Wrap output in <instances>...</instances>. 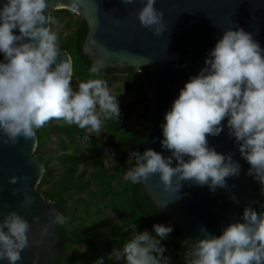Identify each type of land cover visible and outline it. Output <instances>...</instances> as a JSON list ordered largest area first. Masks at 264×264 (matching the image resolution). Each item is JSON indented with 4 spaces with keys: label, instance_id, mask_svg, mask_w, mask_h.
<instances>
[{
    "label": "clouds",
    "instance_id": "clouds-1",
    "mask_svg": "<svg viewBox=\"0 0 264 264\" xmlns=\"http://www.w3.org/2000/svg\"><path fill=\"white\" fill-rule=\"evenodd\" d=\"M154 3L144 0L136 16L142 26L159 35L162 13ZM47 9V0H0V143L5 145L36 137V130L53 119L86 129L90 136L100 134L106 121L120 117L117 96L111 94L105 80H82L73 89V66L68 58L58 60L59 38L50 27L53 20ZM89 43L96 41L90 38ZM104 68L105 63L98 59L89 72L99 77ZM160 128L161 147L171 155L163 156L152 148L131 151L135 164L125 172V181L140 184L155 173L169 192H178L182 181L207 185L212 191L225 187L226 178L238 176L241 166L231 154L210 146L207 137L218 136L227 128L240 156L250 165L247 175L260 184L264 194V48L251 33L239 26L222 31L204 65L179 89ZM7 179L16 184L26 178L13 174ZM22 195L21 203L31 205L33 197L26 191ZM48 212L51 223H66L55 207ZM32 220L38 222L39 217ZM28 231L29 223L22 215L16 211L4 214L0 260L16 264L21 259V250L29 244ZM46 231L47 225L42 226L40 235ZM152 231L155 235L147 229L135 232L121 248H113L109 259L124 264H170L161 241L173 231L172 225L156 222ZM200 231L204 235L191 247L185 243V264H264V207L257 212L245 205L241 218L223 226L219 235L204 227ZM31 259L37 264V256ZM97 264H103V258Z\"/></svg>",
    "mask_w": 264,
    "mask_h": 264
},
{
    "label": "water",
    "instance_id": "water-1",
    "mask_svg": "<svg viewBox=\"0 0 264 264\" xmlns=\"http://www.w3.org/2000/svg\"><path fill=\"white\" fill-rule=\"evenodd\" d=\"M143 2L47 0V12L50 15L49 8H66L82 16L87 24L83 50L87 47L85 53L92 63L100 59L105 67L121 71L132 67L148 72L150 90L141 152L152 148L163 156H170L171 152L160 144L163 139L160 124L164 122L165 111L189 76L204 65L208 50L224 29L239 26L264 48V0H155L154 7L162 13L163 28L159 35L142 26L136 16ZM13 31L19 34L18 29ZM90 38L96 43H89ZM60 51L58 60L68 58L72 63L70 54ZM207 139L216 151L231 154L241 166L238 176L226 178L225 187L212 191L207 185L182 181L178 192H169L164 190L155 173L142 183L154 206L170 218L183 244L187 242L189 247L204 235L201 227L219 235L223 226L241 218L245 205H251L257 212L264 207L260 184L247 175L250 165L240 156L227 128ZM37 142L36 135L28 140L18 138L15 145L0 143V220L8 211H16L29 223V244L21 250V259L16 264H32L33 256L38 257L37 264H58L61 251L60 227L51 223L48 212L51 207L60 211V207L53 200L45 199L37 187L45 171V165L34 157ZM175 163L173 158V166ZM13 174L26 179L10 184L7 178ZM23 191L33 197L27 207L21 203ZM33 216H38L39 221L34 223ZM44 225L47 231L41 236ZM0 264L7 261L0 260Z\"/></svg>",
    "mask_w": 264,
    "mask_h": 264
},
{
    "label": "trees",
    "instance_id": "trees-1",
    "mask_svg": "<svg viewBox=\"0 0 264 264\" xmlns=\"http://www.w3.org/2000/svg\"><path fill=\"white\" fill-rule=\"evenodd\" d=\"M51 13L54 21H59L64 16L65 27L69 29L63 36L60 33L57 35L60 50L68 52L72 59L73 80L70 84L101 78L109 85L111 80L108 75L120 72L119 77L125 88H131L133 91V98L122 105L118 120L104 123V135L101 137L93 134L89 136L84 129L74 124L68 125L53 120L36 130L38 142L34 157L45 165L44 174L37 187L45 199L53 200L60 207V212L66 219L65 224L59 225L62 240L58 264H97L101 258L103 264H106L111 248H120L132 238L123 226L102 221L98 217V208L88 207L89 212L80 210L76 213L69 206V202H83V198L79 196L83 191H86L90 198H97L103 207L119 215L122 225L135 226L136 232L147 229L155 235L152 231L153 223L171 224L173 231L161 241L166 248L165 255L170 258V264H185L186 246L173 222L154 206L142 183L132 184L123 179L125 172L135 164L129 153L133 150L141 152L142 130L150 90L148 72L137 71L132 67L123 71L105 67L99 77H93L89 72L92 62L83 50L87 33L86 22L81 15L75 16L73 11L66 8L52 9ZM137 104L144 106L143 121L138 127H130L126 119ZM53 135L65 136L64 139L59 137L57 142L61 152L56 158L64 167L56 178H51L53 167L49 165L54 156L43 152L44 147L52 142ZM77 136L84 137V148L77 146L69 152L71 145L77 144ZM103 151L107 152V163L100 157ZM89 186L91 187L88 189ZM78 242L85 245L84 250L74 247ZM109 264H124V261L111 259Z\"/></svg>",
    "mask_w": 264,
    "mask_h": 264
},
{
    "label": "rangeland",
    "instance_id": "rangeland-1",
    "mask_svg": "<svg viewBox=\"0 0 264 264\" xmlns=\"http://www.w3.org/2000/svg\"><path fill=\"white\" fill-rule=\"evenodd\" d=\"M52 9H54V8H49V13H50L51 17H52V13H51ZM73 12H74L75 16L79 15L77 12H75V11H73ZM52 20H53V18H52ZM50 27L54 30V32L60 33L61 36L66 34L69 30L65 27V17L64 16H62L59 21L53 20V22L50 24ZM119 76H120V72L110 73L108 75V77L111 80V83L108 85V87H109L111 94H113L114 96H117V100L119 102V108L122 109V105L125 102H127L133 98V91L131 88H125L123 81L120 79ZM71 86L75 90L77 83L73 82L71 84ZM143 110H144V106L141 104H137L135 106L134 111L126 119L127 125L130 127H138L141 124V122L143 121V115H142ZM53 121L59 122V123H65L63 120L53 119ZM84 131L87 132L86 129H84ZM93 135L96 137H101L104 135V131L101 129L100 134H93ZM59 137L61 139L65 138L64 135H59ZM59 137L53 135L52 136V142L48 143V145H46L44 147V150H43L44 154L54 156L52 161H50V163H49V165L53 167V173L51 175L52 176L51 178H56L57 175L60 174L61 170L64 167V165H61V163H59L58 159L56 158V156L61 152V149L57 143L58 140H60ZM76 140H77V142H76L77 144L71 145V148L68 149L69 152L72 151V148L77 147V146H79V148H82V149L84 148V137L83 136H77ZM73 151H75V149ZM100 157L105 163H107L108 156H107L106 151H103L101 153ZM90 187L91 186H89L88 189ZM79 196L81 198H83V200H84L83 202H79V203L69 202V206L72 207V209L76 213H78V211H80V210L88 211L89 209H93V207L98 208L99 209L98 217L102 221H104L108 224H117V225L123 226V229L127 232L129 237H132L133 235H135V232H136L135 226L122 225L121 217L119 215H117L115 212H113L111 209L103 207L101 202L98 201L97 198H90L86 191L79 193ZM88 207H90V208L88 209ZM173 237H175V236L173 235ZM168 240H170V239H167V241ZM122 245L120 246V248L122 247ZM74 247L77 249H81V250L85 249V245L82 242L75 243ZM112 250H113V248H111V250L108 254V257L106 259V264H109V261L111 260V259H109V255L112 252ZM79 264H82V263L79 262Z\"/></svg>",
    "mask_w": 264,
    "mask_h": 264
}]
</instances>
